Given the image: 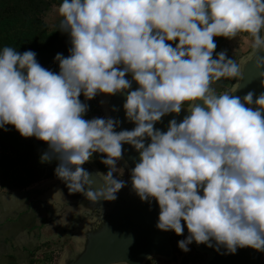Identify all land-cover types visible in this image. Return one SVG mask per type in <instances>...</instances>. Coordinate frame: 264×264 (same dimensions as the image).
I'll return each instance as SVG.
<instances>
[{
    "label": "clouds",
    "instance_id": "clouds-1",
    "mask_svg": "<svg viewBox=\"0 0 264 264\" xmlns=\"http://www.w3.org/2000/svg\"><path fill=\"white\" fill-rule=\"evenodd\" d=\"M58 13L71 44L68 56L53 58L58 73L33 50H0V129L13 125L47 142L39 162L57 161L54 175L68 192L92 202L117 199L128 183L114 175L128 144L139 156L131 190L150 207L155 200L158 230L183 235L186 226L181 251L195 242L221 255L244 247L264 253V91L240 97L210 88L239 74L227 50L213 58V37L249 33L264 52V0H62ZM255 68L264 89V55ZM99 93L126 96L124 115L135 127L117 132L118 118L84 119L89 106L79 96ZM182 108L179 122L155 127ZM93 153L106 154L108 169L95 191L82 167Z\"/></svg>",
    "mask_w": 264,
    "mask_h": 264
},
{
    "label": "water",
    "instance_id": "water-1",
    "mask_svg": "<svg viewBox=\"0 0 264 264\" xmlns=\"http://www.w3.org/2000/svg\"><path fill=\"white\" fill-rule=\"evenodd\" d=\"M261 38L264 39V28ZM261 55H264V52H257L256 49H253L249 57L241 62L234 88L229 92L231 95L243 97L248 91H254L256 94L264 91L260 87L258 70L255 68L256 56ZM126 78L131 80V75L126 76ZM137 87L138 84L132 81L129 90H135ZM100 94L104 101L106 113L108 112L109 116L118 118L121 121L119 127L114 129L115 131L131 130L135 127L134 122L128 121L124 115L122 106L126 96L119 93L115 95ZM197 103H202V101H197ZM113 106L117 109L116 111L112 110ZM186 114L187 109L182 108L179 114L170 113L165 115L160 122L155 124V127L166 131L168 120L175 116L179 122ZM123 148L127 149L123 152V162L130 170L131 167H134V161L139 159L138 152L128 144H123ZM82 167L90 173L91 188L94 191L103 189L104 182L100 179L99 172L87 162ZM54 181L59 183L53 187H60L64 184L57 177ZM70 194L66 191L65 186L63 199L59 201L56 198L58 203H61L60 207L77 205V196L86 199L81 193L80 195L76 194L75 197H70ZM46 195L49 198L54 197L49 194ZM89 202H91L90 205L85 202L84 208L82 203L79 204L76 214L73 215L79 222L78 228L81 229V236H78L80 250L78 249L79 251L73 253L75 255L80 254L78 264H144L146 259L151 256L168 257L171 254V237L176 233L171 230L161 231L155 227L159 212L158 205L154 199L151 207L147 202H142L131 190L130 181L117 193V199ZM108 216L111 218L110 222L104 223ZM83 230L84 233H82ZM187 234L188 231L185 226L183 235ZM193 246L197 250L208 251L211 254L205 264H260L264 255V253L250 247L238 248L235 254L221 255L214 248L207 247L204 244L197 245L193 242ZM69 257L64 259L63 264H69L70 261H73Z\"/></svg>",
    "mask_w": 264,
    "mask_h": 264
},
{
    "label": "rangeland",
    "instance_id": "rangeland-1",
    "mask_svg": "<svg viewBox=\"0 0 264 264\" xmlns=\"http://www.w3.org/2000/svg\"><path fill=\"white\" fill-rule=\"evenodd\" d=\"M58 8V6L52 5L44 17L45 21L49 25L54 27H57L59 20L61 19L58 13ZM262 35L263 28L260 31V36L262 37ZM65 44H69L66 46L69 48L71 47V44L67 43V41H65ZM252 45L253 37L249 33H237L236 37L233 38L225 37L223 39V42L221 43L223 51L227 50V58H232V60L237 64L238 69L241 65V62L246 60L254 49ZM129 75H131V73L126 74V76ZM236 77L221 78L219 81H213L210 84V88L214 90L215 95H221L226 92H231L234 88ZM80 100L90 105V109H88V119H91L93 117L109 116L108 112L106 113L104 109V102L101 103L103 99L100 93L91 100H86L84 97ZM185 104H187V102H185ZM103 155L106 154L93 153L92 157L89 158V161L86 162L99 172V175L101 176L99 177L104 182V177L108 169L107 166L101 162L100 157ZM114 175L118 179L130 181V170L123 162V159L118 161V164L114 171ZM55 179L56 177L46 178L45 176H43L37 181L26 185L24 189L27 190L26 193L29 196L31 210H33L35 214L40 215L41 218H39L40 222L37 221L35 225H38L43 229V233L48 237L47 242L48 240L50 242H53L54 246L47 244L46 247V249L50 253L54 252V254L49 255L50 257L54 258L53 260H51V262L54 261V264H63L64 259L70 256L69 259L73 261H70L69 264H73V262H75V264H78L80 254H76V256L73 253H76L80 250L78 246V236H81V229L78 228L79 222L73 215L76 214L79 208V204L82 203V207L84 208V205H86L87 203L91 204V202H89L87 199H82L81 197L77 196V205L73 204V206L60 207L61 203H58L56 198L59 201L60 199H63L65 193V184H62V186L60 187H53L54 185H57L59 183L54 181ZM0 190L6 191L4 188H1V185ZM46 190L47 192H45ZM66 191H68L67 187ZM6 192L15 194L17 190H8ZM46 194L52 195V197H54L49 198ZM76 194L80 195V193H71L70 197H75ZM84 217L86 216L84 215ZM106 218L107 219L104 223L110 222L111 218L109 216ZM96 224H98V222H96ZM84 232L85 231L83 230L82 233ZM184 236L186 235H172V251L168 257L151 256L146 259L144 264H205L211 257V254L208 251L197 250L193 246V243L189 245L190 251L188 252H183L177 247V241L183 239ZM48 251L46 253H48Z\"/></svg>",
    "mask_w": 264,
    "mask_h": 264
},
{
    "label": "trees",
    "instance_id": "trees-1",
    "mask_svg": "<svg viewBox=\"0 0 264 264\" xmlns=\"http://www.w3.org/2000/svg\"><path fill=\"white\" fill-rule=\"evenodd\" d=\"M61 2L62 0H0V50L5 46L13 47L21 53L33 50L42 67L58 73L59 64L53 58L58 52L65 57L69 55V47L66 46L69 44H65V41L70 43V37L68 33L49 25L44 17L52 5L59 7ZM224 38L213 37L216 43L213 58L215 52L223 51L221 43ZM176 42L178 41H166L173 46ZM83 97L81 94L79 99ZM88 106L90 109V105ZM83 118L88 119V111ZM6 127L8 131L0 129L1 188L18 191L43 176L54 177L53 170L57 161L40 163L38 159L46 149L47 142L34 136L22 137L13 125Z\"/></svg>",
    "mask_w": 264,
    "mask_h": 264
},
{
    "label": "crops",
    "instance_id": "crops-1",
    "mask_svg": "<svg viewBox=\"0 0 264 264\" xmlns=\"http://www.w3.org/2000/svg\"><path fill=\"white\" fill-rule=\"evenodd\" d=\"M26 192L0 190V264H54L49 256L54 252L46 249L53 242L35 225L41 218L31 210Z\"/></svg>",
    "mask_w": 264,
    "mask_h": 264
},
{
    "label": "built area",
    "instance_id": "built-area-1",
    "mask_svg": "<svg viewBox=\"0 0 264 264\" xmlns=\"http://www.w3.org/2000/svg\"><path fill=\"white\" fill-rule=\"evenodd\" d=\"M262 261H263V259H262ZM261 264H262V262H260Z\"/></svg>",
    "mask_w": 264,
    "mask_h": 264
}]
</instances>
